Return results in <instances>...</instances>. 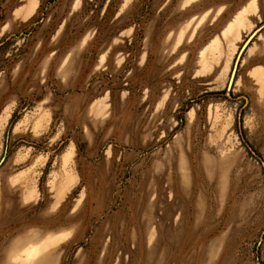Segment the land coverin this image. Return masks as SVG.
Wrapping results in <instances>:
<instances>
[{"label":"rangeland","instance_id":"1","mask_svg":"<svg viewBox=\"0 0 264 264\" xmlns=\"http://www.w3.org/2000/svg\"><path fill=\"white\" fill-rule=\"evenodd\" d=\"M263 25L264 0H0V264H264Z\"/></svg>","mask_w":264,"mask_h":264},{"label":"water","instance_id":"2","mask_svg":"<svg viewBox=\"0 0 264 264\" xmlns=\"http://www.w3.org/2000/svg\"><path fill=\"white\" fill-rule=\"evenodd\" d=\"M264 27V25L263 26H261L260 28H258L257 30H255L250 36H249V38L247 39V41H245V43L243 44V46H242V48H241V50H240V53H239V55L243 52V50L246 48V46H247V44L250 42V40L259 32V30L261 29V28H263ZM239 55H238V57H237V59H236V61H235V65H234V67H233V70H232V72H231V75H230V78H229V81H228V83H227V90L229 91V90H231V87H232V85H233V78H234V74H235V70H236V67H237V64H238V60H239Z\"/></svg>","mask_w":264,"mask_h":264},{"label":"crops","instance_id":"3","mask_svg":"<svg viewBox=\"0 0 264 264\" xmlns=\"http://www.w3.org/2000/svg\"><path fill=\"white\" fill-rule=\"evenodd\" d=\"M31 1H33V0H31ZM192 1H194V0H185L186 3H190V2H192ZM32 7H33V6H32ZM32 11H33V8L30 9V10H28V11H26V14H25V15H30V14L32 13ZM25 15H23V18H24V17H27V16H25ZM203 53H205L204 50L201 52V54H203ZM203 60H204V58H203Z\"/></svg>","mask_w":264,"mask_h":264}]
</instances>
